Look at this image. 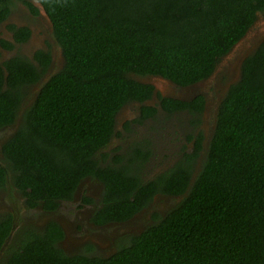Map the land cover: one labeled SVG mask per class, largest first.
<instances>
[{
	"label": "trees",
	"instance_id": "trees-1",
	"mask_svg": "<svg viewBox=\"0 0 264 264\" xmlns=\"http://www.w3.org/2000/svg\"><path fill=\"white\" fill-rule=\"evenodd\" d=\"M31 1L51 20L64 66L42 85L2 145L0 190L13 187L28 209L55 212L85 179L98 180L104 186L93 216L98 226L130 221L157 195L182 200L142 233L126 237L109 257L68 255L59 247L65 233L57 222L38 231L16 227L13 215H5L0 251L12 231L14 236L0 264H264V41L222 99L192 186L203 133L188 135L195 139L193 151L148 181L141 172L150 152L143 148L128 158L115 156L111 165L96 158L127 104H141L140 124L157 113L144 105L154 86L133 76L162 77L178 87L208 79L264 14V0H0V22L15 2L36 13ZM10 29L17 43L30 37L27 28ZM0 46L14 48L6 41ZM51 62L44 51L33 61L18 54L0 62V132L14 127ZM159 97L167 113L188 111L199 124L204 96L190 102Z\"/></svg>",
	"mask_w": 264,
	"mask_h": 264
},
{
	"label": "rangeland",
	"instance_id": "rangeland-1",
	"mask_svg": "<svg viewBox=\"0 0 264 264\" xmlns=\"http://www.w3.org/2000/svg\"><path fill=\"white\" fill-rule=\"evenodd\" d=\"M40 7V4H37ZM14 13L17 18L21 19L23 15H29L28 9L18 4L13 7ZM30 24V20H27ZM27 24V23H26ZM37 25V23H35ZM0 30L6 31V27L0 24ZM264 32V14H260L255 25L247 33L243 41L236 46L231 53L224 56L217 68L216 73L212 76L215 80L211 84L209 81L205 82L201 87V91H206L208 101L213 103L218 99V95H221L220 100L225 96L230 86V74H234L236 79L231 83L235 84L241 77L240 62L245 55L253 53L256 48V40L259 34ZM45 33V35H43ZM47 33V34H46ZM41 37L45 39V42L49 44V47L45 49L53 57L54 53H58L61 64L56 70L45 74L38 86L37 91L35 87H32L28 97L23 102L19 117L13 128L3 130L1 133H11L6 139L0 140V159L2 158L1 148L2 145L13 135L17 127L21 123L22 115L34 102L37 94L52 76L57 74L64 66V58L62 51L58 46L53 36V26L46 32L40 30ZM39 34V35H40ZM31 45H27L21 51V53L29 50L30 54ZM0 54L2 56L3 49L0 46ZM0 62L6 61L14 53L3 54ZM133 78L139 82L155 85L158 87V93L173 88L169 81L160 77H140L133 76ZM225 89L222 91L221 88ZM185 94H180L183 96ZM187 95V94H186ZM164 97L169 98L165 95ZM140 115V109L137 104H127L121 112L117 115L115 128L116 136L114 134L111 143L98 153L96 158L100 161L102 166L111 165L115 156H125L128 158L129 153L133 151L135 147L143 148L150 152L147 161L142 167V178L144 180H150L162 172H166L171 169L184 155L183 151L187 152L192 148V143L187 142L185 139L191 134L188 129L189 117L185 114H179L176 116H165L163 113H159L152 121L148 120L142 124L129 126V130L125 128V122L131 118L137 120ZM125 129V132L122 130ZM188 133V134H187ZM185 143L184 148L179 149L181 145ZM188 143V144H186ZM148 148V149H147ZM177 160V161H176ZM176 161L175 164H173ZM173 164V165H172ZM168 166V169L165 170ZM104 193V186L98 180L92 178L85 179L79 186L74 198L69 203H60L57 211L53 213H47L41 208L36 210L28 209L25 204L23 196L16 191L13 187L7 190H0V217L5 215H13L16 221V227L24 225H33L38 231H42L45 226L55 221L58 224L66 220H73L71 226L67 227L68 237L64 238L59 247L64 250L68 255H77L89 253L90 255L98 257H109L114 254L119 245L124 242L125 238L131 235H138L145 231L149 226L156 222L155 216L163 218L169 211L175 208L180 202L174 200L169 204L168 198L163 195H157L154 201L145 208L141 213L136 215L130 221L120 224H111L103 228H97L93 223V216L97 209L102 205ZM62 225V224H61ZM78 226V228H76ZM13 247H16L15 241L12 242ZM79 246V247H74ZM92 247V250L89 248ZM90 249V252L88 251ZM7 251L1 256L0 262H3L7 257Z\"/></svg>",
	"mask_w": 264,
	"mask_h": 264
},
{
	"label": "flooded vegetation",
	"instance_id": "flooded-vegetation-1",
	"mask_svg": "<svg viewBox=\"0 0 264 264\" xmlns=\"http://www.w3.org/2000/svg\"><path fill=\"white\" fill-rule=\"evenodd\" d=\"M31 2H32V4L34 6H36L38 8V11L36 13L27 4L22 3V2H15V4L11 8V12H10L9 16L5 20L0 22V24H3L6 27V31H1L0 30V41L10 42L14 46V48L12 50L4 49V48L1 47L3 49V54H5V53L6 54L14 53V55H12L11 57L17 56L18 54L22 55L23 53L28 54L29 50L26 51V52L21 53L22 49L24 47H26L27 45H31L30 54L28 56L25 55L23 57H27V58H29L32 61H33V58H34L35 54L38 51H44V52L49 53L45 49L46 47H49V44L46 43L45 39H43L41 37L40 30L44 31V32H46L47 29L50 30V27L52 26V22L49 19L48 15L46 14L44 8L41 5H40V7L37 6V4H39L37 1H31ZM17 4L19 6L27 8L28 11H29L28 12L29 15H23L21 17V19L17 18L15 15H13V13H14L13 7H15V5H17ZM28 19L30 20V24H28V22H27ZM35 23H37V25H35ZM12 26L16 27V29H18V28H27L30 31L29 39L26 42L17 43L15 41L14 33L10 29ZM43 35H45V33H43ZM3 54H2V56H4ZM2 56L0 54V59H1ZM11 57H9L8 59H10ZM34 64L37 65L36 63H34ZM60 64H61V59H60L58 53H54V55L52 57V62L50 64V66H49V69H48L47 73H50V72L56 70L57 67L60 66ZM215 73H216V71L213 73L212 76H214ZM230 75H231V77H230L231 79H230V83H229L230 84L229 88L231 87V83L236 79V76L234 74H230ZM212 76H210L208 79H206V80H204V81H202L200 83H197L195 85H191V86H188V87H178L177 85H175L174 83L169 81L170 84H172L174 87L166 90V92L165 91H161V93H158V87L153 85L154 88H155V91L153 93L152 98L144 102V105L152 106L153 108H155L157 110V113H156L155 117L159 113H163L165 116H169V115L170 116H176V115H179V114L187 115L189 117L188 129L190 130L191 134H193V136L196 137L200 133H203L204 139H203V143H202V150L200 151V155L197 158L196 172L194 174V177H193L192 181H194L195 176L198 174V172L200 171V169L202 167L203 159L206 156V152L208 150V147L210 145L211 139L213 137V134H214V131H215V128H216L219 107H220V104H221L222 99L224 97L223 96L222 99L220 100L221 95H218V99L215 102L211 103V102H209L207 100L208 97H207V95L205 93L206 91H201L202 90L201 87L203 86V84L205 82L209 81L211 84L214 82L215 79ZM150 78H154V77H150ZM160 78H162V77H160ZM38 86H39V83L36 85L35 91H37ZM224 89H225V87L221 88L222 91ZM180 94H185V95L180 96ZM165 95L169 96V98H172V99L188 101V102L194 100L199 95L204 96V98H205V106H204V110H203L202 114L198 117L199 121H200L199 124L198 125H197V123L194 124V122L196 121V118H194L191 114H189L188 111L181 112V113L180 112H174L173 114L167 113L163 109L162 102H161V99L159 97V96H161L162 98H166V97H164ZM131 104H137L139 106V109L141 108V104H139V103H131ZM140 115H141V111H140ZM140 115L138 116V118L140 117ZM154 118L146 119L144 122H146L148 120L152 121ZM193 119H194V122L192 121ZM124 122L126 124H129V126L131 128H132V125L140 124V123L136 122V120L133 119V118H131L130 121H127V119L123 120L122 124ZM116 126H117V123L115 125V128H116ZM122 130L125 132V129L122 128ZM10 134H11L10 132L9 133H1L0 132V140L1 139L2 140L6 139ZM115 136H116V131H115ZM187 137H186L185 140L190 143V141H188ZM194 141H195V139H193L191 141V143H192V148L190 149L191 152L193 151ZM186 144H188V143H186ZM184 146H185V143L183 142V144L181 145V147L179 149L182 150L184 148ZM184 153H185V151H183V154ZM176 161L173 164H175ZM165 168H166L165 170H167L168 166L165 167ZM162 173H164V172H162ZM163 197H167L168 198L169 204H171V202H173L174 200H176V201L179 200V198H180L179 196H163ZM63 202L64 203H69L70 201H62L60 203H63ZM59 206H60V204H59ZM47 213H53V212H47ZM73 220L63 219V221H60L62 225L59 223L61 225V227L63 228V230H64L65 238L68 237V233H67L68 229H67V227H68V225H69V227L71 226V223H73ZM111 224H120V223H110V224H107V225H111ZM107 225H104V226L96 225V226H97V228H103V227H105ZM76 228H78V226H76ZM74 247H79V246H74Z\"/></svg>",
	"mask_w": 264,
	"mask_h": 264
},
{
	"label": "water",
	"instance_id": "water-1",
	"mask_svg": "<svg viewBox=\"0 0 264 264\" xmlns=\"http://www.w3.org/2000/svg\"><path fill=\"white\" fill-rule=\"evenodd\" d=\"M52 26H53V25H52ZM245 37H246V36H245ZM245 37H244V38H245ZM244 38H243V39H244ZM243 39H242V40H241L236 46H238V45L243 41ZM263 41H264V32L261 33V34H259L258 39L256 40V48L254 49L253 53L257 50V48L260 46V44H261ZM236 46H235V47H236ZM235 47H234V48H235ZM253 53H251V54H253ZM251 54H249V55H251ZM249 55H245V56L242 58V60H241V62H240V66H242L244 60H245ZM193 182H194V181L191 182V186H192ZM180 198L182 199V197H180ZM14 227H15V226H14ZM13 236H14V231L11 232L10 236H9L8 239L5 241L3 247H2V249H1V251H0V258H1L2 254H3V252L6 250V248H7V247L9 246V244L11 243V241H12V239H13Z\"/></svg>",
	"mask_w": 264,
	"mask_h": 264
}]
</instances>
